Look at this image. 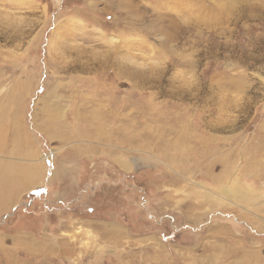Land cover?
I'll list each match as a JSON object with an SVG mask.
<instances>
[{
  "label": "rangeland",
  "instance_id": "374dc122",
  "mask_svg": "<svg viewBox=\"0 0 264 264\" xmlns=\"http://www.w3.org/2000/svg\"><path fill=\"white\" fill-rule=\"evenodd\" d=\"M0 96L40 160L89 148L72 209L146 238L122 264H264V0H0Z\"/></svg>",
  "mask_w": 264,
  "mask_h": 264
},
{
  "label": "crops",
  "instance_id": "0c3cea01",
  "mask_svg": "<svg viewBox=\"0 0 264 264\" xmlns=\"http://www.w3.org/2000/svg\"><path fill=\"white\" fill-rule=\"evenodd\" d=\"M251 7L241 6L235 16L246 15ZM9 105L10 99L0 96V217L9 224L0 229V264H122L126 253L135 256L146 246L145 237L133 241L120 222L84 218L72 209L81 195V159L89 148L74 145L68 148L71 158L40 160L35 137ZM65 135L58 133L61 139ZM27 193L34 194L26 211L32 221L19 226L22 215L16 217V207ZM80 229L83 241L78 239Z\"/></svg>",
  "mask_w": 264,
  "mask_h": 264
}]
</instances>
